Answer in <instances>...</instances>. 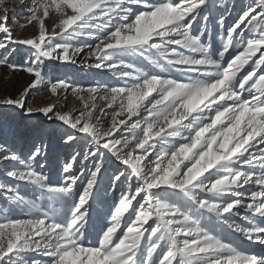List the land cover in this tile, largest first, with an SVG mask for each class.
Listing matches in <instances>:
<instances>
[{
  "label": "snow or ice",
  "instance_id": "6c2138e0",
  "mask_svg": "<svg viewBox=\"0 0 264 264\" xmlns=\"http://www.w3.org/2000/svg\"><path fill=\"white\" fill-rule=\"evenodd\" d=\"M207 3L208 0H157L156 3L152 0H38L27 25H23L38 24V35L26 40L13 39L7 16L0 19V34L4 35L0 50L9 43L24 45L34 50L37 58L57 59L61 63H74L72 57L83 49L71 50L66 45L53 44L57 36L75 37L83 29L94 28L95 22L106 29L91 55L98 61H113L110 69H132L118 76L130 83L103 90L73 88L82 101L84 97L79 94L88 93L93 100L91 110L76 119L70 114L55 113V119L91 138L97 150H106L130 170L127 174L120 171L114 176L115 181L124 178L137 182L134 191L121 193L102 239L98 246H91L83 242L84 229L101 168L97 166L90 173L77 196L76 185L84 173L71 174L75 157L63 167L66 175L62 185L53 186L31 164L15 154H5L6 161L27 164L7 175L59 200L63 219L45 213L42 218L0 221V264H264V255L244 253L231 242L209 234L200 223L202 213L189 212L188 207L177 205L171 198V202H165L157 197L160 189L179 193L181 200L190 202L189 206L194 204L197 210L212 214L250 242L264 245V225L257 226L249 220L246 228L229 222V214L239 215L235 210L241 207L264 219V192L252 193L251 202L245 204L238 191L249 185L264 189V174L256 176L244 170L257 166L264 170V74L257 77V72L264 68V0L250 4L237 22L221 34L219 38L225 43L219 60L210 54L211 45L202 42L203 31L199 35L191 34L198 18L207 21L202 11ZM136 8L141 10L135 11ZM53 12L59 22L49 34L45 21ZM218 23L223 29L224 19ZM245 29L254 32V37L245 41L241 51L224 66L231 45L237 37H243ZM177 49L198 55H186ZM116 55L142 57L161 72L175 71L211 79H190L183 83L171 77H158L135 69L130 63L116 62ZM0 66L33 76L31 88L44 81L38 68L9 65L7 57L0 58ZM248 66L250 70L241 76ZM70 87L67 82L58 81L51 85L50 91L57 95L58 90ZM245 91L252 94L251 99H242ZM97 96L108 108H118L107 131H102L98 122H94ZM3 103L24 108L19 100L9 98ZM84 106L89 108L87 102ZM41 111L48 116L54 108ZM25 112L32 114L31 109ZM104 113L105 109L101 108L99 115L102 117ZM142 113H146L143 125L140 120L129 125V121L141 117ZM125 126L131 130V138L126 135L123 140L112 139ZM75 138L69 136L65 143ZM172 140L181 143L165 147ZM3 151L0 146V152ZM40 155L41 149L36 148L29 160L35 161ZM89 155L97 156L98 151ZM0 191L13 194L9 198H14L18 205L27 204L40 211L36 203L24 201L15 194L13 187L0 184ZM129 215L132 219L125 227V218ZM26 253L43 254L48 260L27 259L23 255Z\"/></svg>",
  "mask_w": 264,
  "mask_h": 264
},
{
  "label": "rangeland",
  "instance_id": "374dc122",
  "mask_svg": "<svg viewBox=\"0 0 264 264\" xmlns=\"http://www.w3.org/2000/svg\"><path fill=\"white\" fill-rule=\"evenodd\" d=\"M152 2L156 3L157 0H152ZM255 2L256 0H208L207 6L202 10L208 19L205 22L202 18H198L191 29V34L199 35L203 31L205 35L202 37V42L211 45L210 54H212L214 59L219 60V52L223 50L225 43L219 37L237 22V18L250 4H254ZM37 3L38 0H0V19L5 15L7 16V27L10 29L13 39L26 40L38 35V24L32 23L29 26H23L27 25L28 17ZM140 10L139 8L135 9V11ZM221 18L224 19L223 29L218 23ZM58 22L59 17L54 12L50 13L49 18L45 21L49 34H51V30ZM113 23H117V21H113ZM105 31L106 29L101 28L99 22H95L94 28L83 29L82 34L75 37L67 35L64 37L57 36L52 42L53 44L66 45L71 50L77 48L83 49L82 52L72 57L75 61L74 63H61L57 59L37 58L34 50L19 44L9 43L7 48L0 50V58L7 57L9 65L36 67L42 72L44 77V81L40 85L31 88L30 86L34 82L33 76L24 71H12L9 66H0V146H3L5 150L0 152V184L13 187L15 194L23 198L24 201L36 203L40 209V211H37L27 204L18 205L14 198H9L13 194L0 191V221L5 219L24 220L36 217L42 218L45 213L49 217H54L58 220L63 219V209L59 200L50 198V194L33 185L15 181L7 175L9 171L25 168L27 164H31L36 172L48 177V182L51 185L61 186L62 180L66 175L63 173V167L71 163L73 157H75L76 162L73 165V172L71 174L79 175L80 172L84 173L76 185L77 196L85 187L90 173L95 171L97 166L101 168L98 183L89 201L88 223L84 229L83 242L91 246H98L99 241L102 239V233L108 226L110 214L118 204L121 193H125L129 189L135 190L137 182L134 179L131 182L124 180V178L121 181L113 179L120 171H125L127 174L130 170H127L124 165L117 161L110 153L106 152V150H97L91 138L76 132L55 119V113L70 114L73 119H76L80 118L82 113L91 110L93 100L89 97L88 93L82 92L79 94L84 97L82 101L72 91L73 88L86 89L95 87L98 90H103L111 87H122L130 83V81L119 79L118 76L122 72H132V69H110L109 65L113 61H98L95 56L91 55V52L94 51V46L99 42L98 38L104 35ZM253 37L254 32L245 29L243 37H237V40L231 45L230 51L224 58V66L241 51L243 43ZM0 39H4L3 34H0ZM177 50L184 52L186 55H198L189 53L183 49ZM114 60L119 63H130L135 69L144 70L151 75L165 78L171 77L183 83H187L190 79H211L197 76L196 74L181 75L175 71L161 72L142 57L116 55ZM96 63L104 66L101 68L92 67ZM160 63L165 68H168L165 61L160 60ZM250 67H246L240 75L244 76L250 70ZM260 74H264V68H261L257 72V77ZM58 81L67 82L71 87L67 90L60 89L57 95H52L50 87ZM251 96L252 94L245 91L242 99H251ZM9 98L14 101L19 100L23 102L24 108L21 109L14 105L3 103V101ZM85 102L89 104V108L87 109L84 106ZM94 102L97 105V111L93 114L94 122H98L102 131H107L111 127L112 117L118 108L116 106L108 108L106 103L100 100L98 96ZM49 107H53L54 112L45 116L41 110ZM101 108L105 109L102 117L99 115ZM26 109H31L32 114L27 115ZM145 115L146 113H142L141 117L133 118V121L128 122L129 125L136 120H140L141 125H143V116ZM97 117H99L98 121ZM119 119L123 120L126 117H120ZM126 135L128 138H131L132 135L128 126L117 132L112 139L123 140ZM69 136L76 138L71 143H65V140ZM179 143L181 141L172 140L165 147H174ZM36 148L41 149V155L35 161H30L29 157ZM94 151H98L97 156L89 155ZM5 154H15L22 161L27 162V164L6 161L3 159ZM244 170L250 173L254 172L257 176L264 174V170L259 166L256 168H245ZM249 186L238 189L242 194V200L245 204L251 202L250 196L252 193L261 192L259 186L254 191ZM180 195L179 193H174L172 190L160 189L157 191V197L165 202L174 200L177 205L188 207L189 212L195 213V211H198L202 213L200 223L209 234L221 238L226 242H231L237 249L240 248L239 246L243 243L242 241L246 239L243 235L233 232L227 227L226 223H222L212 214L203 212V210H197L194 204L189 206L190 202L181 200ZM199 195L203 196L204 194ZM225 199L235 200L238 197H226ZM235 211L239 215L233 216L229 214V222L246 228L249 227V220L254 221L257 226L264 225V219L253 216L243 207ZM131 219L130 215L126 216L125 227ZM153 226L155 225L153 224ZM23 255L25 258L32 260H48V257L43 254L26 253Z\"/></svg>",
  "mask_w": 264,
  "mask_h": 264
},
{
  "label": "bare ground",
  "instance_id": "6f19581e",
  "mask_svg": "<svg viewBox=\"0 0 264 264\" xmlns=\"http://www.w3.org/2000/svg\"><path fill=\"white\" fill-rule=\"evenodd\" d=\"M46 26V24H45ZM257 176V175H256ZM258 185L249 186L252 191L257 189ZM261 192H264V189H261ZM243 243L239 246L238 250L244 253L255 254L257 256L264 255V245H259L257 243L250 242L247 239L242 241Z\"/></svg>",
  "mask_w": 264,
  "mask_h": 264
}]
</instances>
